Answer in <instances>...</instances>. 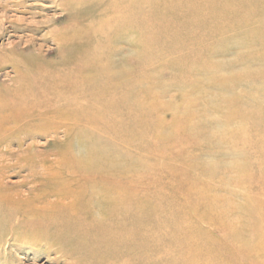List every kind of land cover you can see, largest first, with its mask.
I'll list each match as a JSON object with an SVG mask.
<instances>
[{"label":"rangeland","instance_id":"obj_1","mask_svg":"<svg viewBox=\"0 0 264 264\" xmlns=\"http://www.w3.org/2000/svg\"><path fill=\"white\" fill-rule=\"evenodd\" d=\"M27 96L55 110L0 134V264H264V0H0Z\"/></svg>","mask_w":264,"mask_h":264},{"label":"bare ground","instance_id":"obj_2","mask_svg":"<svg viewBox=\"0 0 264 264\" xmlns=\"http://www.w3.org/2000/svg\"><path fill=\"white\" fill-rule=\"evenodd\" d=\"M27 47L28 46H24L21 49L22 50H25V48H27ZM22 86L23 85H20L19 87H22ZM8 100L5 99L4 101H1V103H0V120L3 121L2 123H0L1 124L0 126L2 127V128H0V134L1 133H4L5 131H8L10 129L9 124L12 121L17 122L20 119V117H22V116L24 117V115L28 116V118L29 117H42V116L46 115L48 112H52L50 109H45V105H47V107H51L52 109L55 108V107H52V106H48V104H41L40 103V97H38V96H33V97H30V98L28 97V98L24 99V101H22L20 105H17L15 107H13L11 105L10 101H8ZM10 107H13L11 110H9L11 112L14 110L13 113L10 112L9 114H7L8 113L7 112L6 115H3V113L5 112V110H7ZM56 109H58L57 112L59 111L61 113L62 110H64L63 113L65 112V109L64 108H56ZM24 111H25V114L22 113ZM59 123L65 125V124H68L69 121H67V119L66 120L65 119H62V120H60ZM58 128L59 127L56 126V125L53 127L54 131H55V129H58ZM18 146H19V148H21L22 147V143H19ZM9 151L11 152V149ZM54 163H57V161H55ZM24 196L26 198V197H28V194L27 195H24ZM9 198L11 199V197H9ZM0 199L1 200H6L3 197H0ZM12 199H14V198H12Z\"/></svg>","mask_w":264,"mask_h":264}]
</instances>
